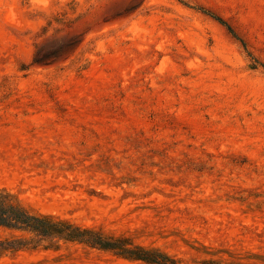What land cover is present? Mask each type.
I'll list each match as a JSON object with an SVG mask.
<instances>
[{"label":"rangeland","instance_id":"1","mask_svg":"<svg viewBox=\"0 0 264 264\" xmlns=\"http://www.w3.org/2000/svg\"><path fill=\"white\" fill-rule=\"evenodd\" d=\"M37 219L264 264V0H0V264H156Z\"/></svg>","mask_w":264,"mask_h":264},{"label":"trees","instance_id":"2","mask_svg":"<svg viewBox=\"0 0 264 264\" xmlns=\"http://www.w3.org/2000/svg\"><path fill=\"white\" fill-rule=\"evenodd\" d=\"M224 22V21H223ZM226 26L230 29L231 32H233V29L230 25L224 22ZM43 59L42 57H39L38 54L34 56V62H41ZM33 225L36 230L40 232V234L48 235V236H55V237H63L67 239H73V240H80L83 242H95L97 244H100V246L115 251L119 254L132 257L135 259L144 260L150 263H156V264H175V261L167 256L163 255L156 251H150L144 248L136 247V248H129L123 245L122 242H113L108 241L102 237H98L97 239H92L93 234L91 232L87 231H81L78 228H73L71 225H58L56 223H50L48 220L40 219L35 220ZM20 242H11L7 243V246L10 248H17ZM4 245V243H2Z\"/></svg>","mask_w":264,"mask_h":264}]
</instances>
